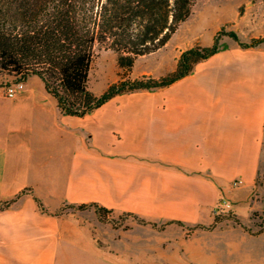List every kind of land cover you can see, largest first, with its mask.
Instances as JSON below:
<instances>
[{"label":"crops","instance_id":"0c3cea01","mask_svg":"<svg viewBox=\"0 0 264 264\" xmlns=\"http://www.w3.org/2000/svg\"><path fill=\"white\" fill-rule=\"evenodd\" d=\"M181 44L155 70L134 73L167 45L139 57L130 76L173 72L195 38ZM254 49L221 46L174 84L118 95L83 118L61 114L37 76L13 98L0 87V264H146L80 211L64 210L108 209L135 190L167 199L176 208L169 221L187 227L212 225L220 198L237 213L236 198L248 201L254 188L263 141L264 54ZM170 246L157 261L264 264V232L223 223Z\"/></svg>","mask_w":264,"mask_h":264},{"label":"trees","instance_id":"16d2710c","mask_svg":"<svg viewBox=\"0 0 264 264\" xmlns=\"http://www.w3.org/2000/svg\"><path fill=\"white\" fill-rule=\"evenodd\" d=\"M198 0H0V72L26 81L37 76L45 91L57 102L63 115L83 118L113 97L142 90L165 88L193 72L195 66L217 54L218 35L212 46L199 44L180 53L176 69L159 78H131L135 61L162 49L187 20ZM264 4V0H262ZM228 36L242 49H254L264 36L240 43L235 33ZM95 48L111 50L123 75L99 95L89 89V70ZM13 201L2 204L8 207ZM100 219L109 210L89 203ZM136 218V217H134ZM140 223H145L143 220ZM196 225L187 229L213 230ZM181 221H166L161 226ZM154 227V224H151Z\"/></svg>","mask_w":264,"mask_h":264},{"label":"rangeland","instance_id":"374dc122","mask_svg":"<svg viewBox=\"0 0 264 264\" xmlns=\"http://www.w3.org/2000/svg\"><path fill=\"white\" fill-rule=\"evenodd\" d=\"M218 33L220 34L218 35ZM229 33H235L238 42L248 44L254 38L263 37L264 4L262 0H198L191 15L167 42L163 53L154 57L150 56L147 59H140L134 73L144 69L155 70L162 59L164 61L161 64L168 65L170 62L167 59L170 54L178 53L181 43L193 41L194 38L195 45H197L199 44L196 41L197 38L200 42L205 43L212 41V38L218 35L219 47L239 46L228 36ZM253 52L256 55L264 54V43ZM123 73L117 66L116 55L113 51L95 48L91 70H89V90L95 95H99L108 85L119 81V76ZM130 75L131 71L128 73V76ZM34 80L32 79V82ZM19 81V76L0 72V87L3 89ZM235 186L237 185L233 187ZM243 191L245 192V188ZM135 192L136 194L132 198H121L116 203L108 204L110 205V208L107 209L109 212L104 214L101 219L92 207L78 210L66 206L64 210L80 211L84 220L97 227L105 238L115 236L121 247H126L134 255L148 257L150 261L143 263L166 264L157 261L156 255L162 253V248L169 251L172 249L170 245L174 239L185 238L188 240L196 230L190 232L187 229L191 227L182 228L177 225H167L161 228L167 220L169 221V218L174 217L173 214H168V211L176 208L170 206L167 199L161 200L150 192L143 193L139 190H135ZM220 199L225 200L230 206L226 198ZM235 205L237 213L230 208L224 209L219 214L213 213L214 219H221L220 223L226 226L240 227L251 236L264 232V131L254 188L249 194L248 201L243 196L237 197ZM140 220L145 223H140ZM151 224H154V227Z\"/></svg>","mask_w":264,"mask_h":264},{"label":"built area","instance_id":"2783aa9c","mask_svg":"<svg viewBox=\"0 0 264 264\" xmlns=\"http://www.w3.org/2000/svg\"><path fill=\"white\" fill-rule=\"evenodd\" d=\"M24 87H25V83H24V81L16 82V83L10 85L9 87H5V88L3 89V91H4V96H5L6 98H13V97L16 96V94H17L18 92H19V93L22 92L23 89H24ZM234 185H237V183H235ZM228 206H229V205L226 203L225 200L220 199V200L217 202L216 206L214 207V213H215V214H219V213H221L224 209L227 210V209H228Z\"/></svg>","mask_w":264,"mask_h":264}]
</instances>
